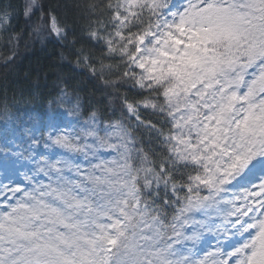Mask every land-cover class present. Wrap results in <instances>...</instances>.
<instances>
[{"label": "snow or ice", "instance_id": "obj_1", "mask_svg": "<svg viewBox=\"0 0 264 264\" xmlns=\"http://www.w3.org/2000/svg\"><path fill=\"white\" fill-rule=\"evenodd\" d=\"M0 33L5 64L54 45L102 93L57 76L0 141V264H205L208 238L264 264V0H23Z\"/></svg>", "mask_w": 264, "mask_h": 264}, {"label": "trees", "instance_id": "obj_2", "mask_svg": "<svg viewBox=\"0 0 264 264\" xmlns=\"http://www.w3.org/2000/svg\"><path fill=\"white\" fill-rule=\"evenodd\" d=\"M22 2L23 0H0V7ZM48 2L50 6H55L57 3H72V0H48ZM68 15L72 17L73 13L69 11ZM12 24L16 32L24 28L22 20L14 19ZM6 35L0 33V141L5 137L12 139L14 134L19 136L24 131L25 124L30 126L37 118H45L48 101L51 99L48 94L52 91L57 76L72 78L70 82L79 89L78 95L85 106L100 100L102 93L95 90L96 81L89 82L87 75L62 68L61 64L66 61L61 60L60 49L54 45L42 47L37 43L27 50L21 47L16 61L5 64L2 45ZM99 56L100 53H95L94 58L99 61ZM116 63L103 61L104 76L110 80L116 79L113 75L117 71ZM96 67L99 70L101 64L98 62ZM145 139H147L146 135Z\"/></svg>", "mask_w": 264, "mask_h": 264}, {"label": "rangeland", "instance_id": "obj_3", "mask_svg": "<svg viewBox=\"0 0 264 264\" xmlns=\"http://www.w3.org/2000/svg\"><path fill=\"white\" fill-rule=\"evenodd\" d=\"M61 108L69 107L68 105H61L59 106ZM57 106L52 105L47 107L46 117L48 114L53 113L56 110ZM83 119V117H81ZM237 240L241 239L240 237H236ZM244 239H247V236L244 237ZM197 248L199 249L198 252H196L195 258L197 260H203L205 264H215V262L219 259L218 255H215L216 253V241L212 240L211 238H208L207 243H204L202 245H197Z\"/></svg>", "mask_w": 264, "mask_h": 264}]
</instances>
